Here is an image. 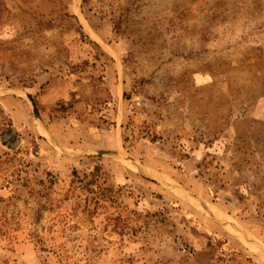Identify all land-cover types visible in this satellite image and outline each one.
<instances>
[{
    "label": "rangeland",
    "instance_id": "1",
    "mask_svg": "<svg viewBox=\"0 0 264 264\" xmlns=\"http://www.w3.org/2000/svg\"><path fill=\"white\" fill-rule=\"evenodd\" d=\"M0 264H264V0H0Z\"/></svg>",
    "mask_w": 264,
    "mask_h": 264
},
{
    "label": "bare ground",
    "instance_id": "2",
    "mask_svg": "<svg viewBox=\"0 0 264 264\" xmlns=\"http://www.w3.org/2000/svg\"><path fill=\"white\" fill-rule=\"evenodd\" d=\"M141 170V169H140ZM155 177V176H154ZM158 177V176H157ZM156 178V177H155ZM160 178V177H159ZM171 187V186H170ZM175 191H177L178 190V188H174V187H172ZM171 188V189H172ZM177 192H179V190L177 191ZM214 212V211H213ZM214 214H217L218 216H219V218H221L222 220H224V221H227V224H228V228L232 231V233L234 232L235 234H238V232L233 228V226L232 225H230V223L228 222V220L224 217V216H222V215H220L219 213H214ZM233 233V234H234ZM247 239V238H246ZM257 250V249H256ZM259 251V250H258ZM258 253V252H257ZM262 253V252H261Z\"/></svg>",
    "mask_w": 264,
    "mask_h": 264
},
{
    "label": "water",
    "instance_id": "3",
    "mask_svg": "<svg viewBox=\"0 0 264 264\" xmlns=\"http://www.w3.org/2000/svg\"><path fill=\"white\" fill-rule=\"evenodd\" d=\"M35 112L37 113V110H35ZM136 161H139L142 165H147L146 163H144V162H142V161H140V160H137V159H136Z\"/></svg>",
    "mask_w": 264,
    "mask_h": 264
}]
</instances>
